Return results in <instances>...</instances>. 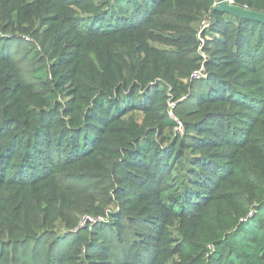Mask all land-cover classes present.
<instances>
[{
    "label": "trees",
    "instance_id": "trees-1",
    "mask_svg": "<svg viewBox=\"0 0 264 264\" xmlns=\"http://www.w3.org/2000/svg\"><path fill=\"white\" fill-rule=\"evenodd\" d=\"M215 5L0 0V264H264V24Z\"/></svg>",
    "mask_w": 264,
    "mask_h": 264
},
{
    "label": "water",
    "instance_id": "water-1",
    "mask_svg": "<svg viewBox=\"0 0 264 264\" xmlns=\"http://www.w3.org/2000/svg\"><path fill=\"white\" fill-rule=\"evenodd\" d=\"M216 5L211 11L212 20L206 22L204 27L216 21L215 12L226 13L243 20H250L264 24V13L234 5L231 0H215Z\"/></svg>",
    "mask_w": 264,
    "mask_h": 264
},
{
    "label": "built area",
    "instance_id": "built-area-1",
    "mask_svg": "<svg viewBox=\"0 0 264 264\" xmlns=\"http://www.w3.org/2000/svg\"><path fill=\"white\" fill-rule=\"evenodd\" d=\"M193 77L196 78V79H200V78H204L205 77V73H204V68L202 67L201 69H199L198 71H196L194 74H193ZM173 106V104H171ZM179 131H182L184 130L183 126L180 124L179 125ZM88 219L90 218H85L84 221L86 222ZM92 221V219H90Z\"/></svg>",
    "mask_w": 264,
    "mask_h": 264
},
{
    "label": "rangeland",
    "instance_id": "rangeland-1",
    "mask_svg": "<svg viewBox=\"0 0 264 264\" xmlns=\"http://www.w3.org/2000/svg\"><path fill=\"white\" fill-rule=\"evenodd\" d=\"M177 131H179V128H177L176 130H175V133H178ZM179 132H184V130H182V131H179Z\"/></svg>",
    "mask_w": 264,
    "mask_h": 264
}]
</instances>
